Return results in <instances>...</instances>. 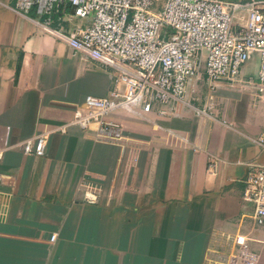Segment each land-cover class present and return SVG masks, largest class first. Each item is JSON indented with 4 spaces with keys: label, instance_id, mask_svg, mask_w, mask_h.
<instances>
[{
    "label": "crops",
    "instance_id": "0c3cea01",
    "mask_svg": "<svg viewBox=\"0 0 264 264\" xmlns=\"http://www.w3.org/2000/svg\"><path fill=\"white\" fill-rule=\"evenodd\" d=\"M13 6L0 0V146H10L0 161V264H217L238 235L264 264V225L242 200L247 175L264 166L259 62L254 76L244 65L236 81L216 83L211 103L194 98L206 88L200 74L183 100L106 116L118 142L99 138L95 124L71 126L49 135L42 157L28 156L20 142L115 86L107 68ZM60 17L53 27L66 34L90 24L69 6Z\"/></svg>",
    "mask_w": 264,
    "mask_h": 264
},
{
    "label": "built area",
    "instance_id": "2783aa9c",
    "mask_svg": "<svg viewBox=\"0 0 264 264\" xmlns=\"http://www.w3.org/2000/svg\"><path fill=\"white\" fill-rule=\"evenodd\" d=\"M67 6L73 17L90 24L68 34L54 28ZM13 9L24 17L34 12L41 31L107 68L115 86L109 98L86 96L67 124L20 142L17 147L25 155L42 157L49 135L71 126L83 131L95 124L99 138L118 142L119 126L105 122L106 116L150 112L183 100L200 74L213 92L220 81H236L254 57L258 72L247 83L254 81L264 99V0H14ZM256 142L263 145L264 137ZM9 148L3 140L0 161ZM213 167L210 163L207 170ZM86 197L95 201L92 194ZM242 200L253 206L254 223L264 225V166L247 175ZM233 243L235 249L217 257V264L259 263L249 239L238 235Z\"/></svg>",
    "mask_w": 264,
    "mask_h": 264
},
{
    "label": "rangeland",
    "instance_id": "374dc122",
    "mask_svg": "<svg viewBox=\"0 0 264 264\" xmlns=\"http://www.w3.org/2000/svg\"><path fill=\"white\" fill-rule=\"evenodd\" d=\"M235 22H238V21L235 20ZM235 22L233 23V25H235ZM254 59H256V60H254ZM258 61H259V59L257 57H254L252 59V61L247 62L245 64V66L242 68V70L245 71V74L252 75V76L256 75L255 74V67H257ZM205 87L206 88L202 92H200L198 95L194 96V98H197L200 101H206V100L209 101L208 98L210 97V99H211V95L209 96L208 92L210 94H211V92L209 91L208 86L206 85V83H205ZM207 96H208V98H207ZM209 103H211V102L209 101Z\"/></svg>",
    "mask_w": 264,
    "mask_h": 264
}]
</instances>
